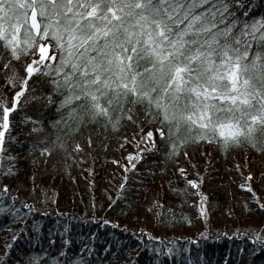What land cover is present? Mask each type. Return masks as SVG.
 I'll return each mask as SVG.
<instances>
[{
    "label": "snow or ice",
    "instance_id": "1",
    "mask_svg": "<svg viewBox=\"0 0 264 264\" xmlns=\"http://www.w3.org/2000/svg\"><path fill=\"white\" fill-rule=\"evenodd\" d=\"M251 8V0H0V72L5 84L15 88L10 100L6 93L0 96V159L5 134L11 131L10 115L19 111L22 99H35L24 94L39 73L54 77L52 92L62 96L58 110L69 106V119L63 123L74 121L72 131L89 121L99 124L101 118L105 128L110 124L113 129L123 118L131 120L145 147L127 153L129 159H142L140 153L155 149L157 133L171 140L181 128L189 134L177 137L179 144L172 142L169 157L181 145L201 140L216 142L225 152L245 145L264 152V15L249 19L246 10ZM22 54L29 59L21 76L12 61ZM47 98L52 102V93ZM137 104L144 116L136 111ZM144 121L151 126L145 129ZM55 146L56 142L40 151L50 152ZM59 146L65 147L64 142ZM75 148L81 150L82 145L77 142ZM235 168L239 171L241 165ZM176 171L184 188L174 191L182 195L196 189L199 201L183 197V202L196 208L198 217L210 219L208 194L200 189L203 174L189 173L183 165ZM240 175L238 186L251 189L254 173ZM40 260L37 255L28 264ZM47 264L85 262L79 255L66 262L51 256Z\"/></svg>",
    "mask_w": 264,
    "mask_h": 264
},
{
    "label": "trees",
    "instance_id": "2",
    "mask_svg": "<svg viewBox=\"0 0 264 264\" xmlns=\"http://www.w3.org/2000/svg\"><path fill=\"white\" fill-rule=\"evenodd\" d=\"M251 2L248 18L264 15V0ZM239 15L244 17L243 12ZM3 56L7 60L8 51ZM27 59L22 54L12 61L21 76ZM4 75L0 72V96L6 93L10 100L15 88L5 84ZM53 78L34 74L24 95L35 99H22L19 111L10 115L11 131L5 134L0 159V256L7 253L0 264H28L37 255L41 258L37 264H47L51 256L66 262L77 255L85 264H264V208L259 207L264 203V152L247 145L225 152L216 142L201 140L181 145L169 157L172 142L179 144L177 137L189 134L181 128L171 140L159 136L155 149L126 171L124 150L136 152L144 144L133 122L125 117L113 129L110 124L105 128L101 118L99 124L89 121L72 131L74 121L63 123L69 119V106L58 110L62 96L52 92ZM135 107L144 116L143 107ZM118 114L117 110L113 118ZM151 123L144 121L143 126ZM125 136L127 142L122 140ZM54 142L50 152L41 153ZM77 142L81 150L75 148ZM177 162L203 174L202 190L215 188L207 197L210 219L198 217L197 209L183 202V197L198 201L195 189L182 195L174 191L184 188ZM9 167L14 171L5 172ZM248 171L254 173L255 192L238 186L243 179L240 173L246 176ZM204 226L207 238L190 240ZM9 243L12 246L6 248Z\"/></svg>",
    "mask_w": 264,
    "mask_h": 264
},
{
    "label": "rangeland",
    "instance_id": "3",
    "mask_svg": "<svg viewBox=\"0 0 264 264\" xmlns=\"http://www.w3.org/2000/svg\"><path fill=\"white\" fill-rule=\"evenodd\" d=\"M29 59V58H28ZM159 136V134L157 133L156 134V137H155V139L157 140V137ZM143 143L144 144H142V146H143V148L145 147V141H143ZM142 146L140 147V148H142ZM139 151V150H138ZM138 151H136V152H138ZM129 152H131L130 150H128V149H125L124 150V152H123V163H124V167H125V169H131V167L134 165V163H135V161H137V160H139V159H136L135 157H133V158H131V159H129L128 158V156H127V153H129ZM136 152H132V153H136ZM144 152L143 153H140V155L142 156V158L144 157ZM180 165H183V164H181V163H178V165H177V168L180 166ZM184 166V165H183ZM184 168L187 170V171H191L192 173H195L193 170H189V169H187L185 166H184ZM200 189H201V191H203L204 193H207L208 195H207V197L209 196V195H211V194H213L214 193V191H215V188L214 187H208L206 190H202V188H201V186H200ZM195 191H196V189H195ZM199 199H200V197H199V195H198V201H199ZM142 228V227H141Z\"/></svg>",
    "mask_w": 264,
    "mask_h": 264
},
{
    "label": "bare ground",
    "instance_id": "4",
    "mask_svg": "<svg viewBox=\"0 0 264 264\" xmlns=\"http://www.w3.org/2000/svg\"><path fill=\"white\" fill-rule=\"evenodd\" d=\"M159 137V136H158ZM158 137H157V140L155 139V146H157L158 145ZM142 148H143V146H142ZM145 153V152H144ZM143 155H145V154H143ZM132 168V167H131ZM176 168H177V166H176ZM124 169H125V167H124ZM126 171H129L128 169H125ZM189 173H192L191 171H188ZM127 173V172H126ZM128 174V173H127ZM142 227V228H141ZM140 228H141V230L142 231H145V228H144V225H141L140 226ZM201 233H204V235H201ZM207 235H208V229H207V227L206 226H204V228L202 229V231L200 232V233H198V235L197 236H193V237H189L190 238V240H193V241H197V240H199V239H206L207 238Z\"/></svg>",
    "mask_w": 264,
    "mask_h": 264
}]
</instances>
